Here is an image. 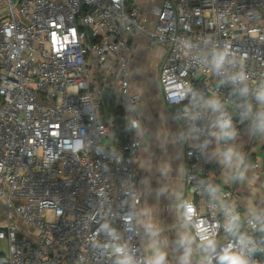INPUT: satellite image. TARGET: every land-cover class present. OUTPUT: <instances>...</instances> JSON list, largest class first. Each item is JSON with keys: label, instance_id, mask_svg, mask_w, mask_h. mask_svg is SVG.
Segmentation results:
<instances>
[{"label": "built area", "instance_id": "obj_1", "mask_svg": "<svg viewBox=\"0 0 264 264\" xmlns=\"http://www.w3.org/2000/svg\"><path fill=\"white\" fill-rule=\"evenodd\" d=\"M151 12L126 0H0V264H153L131 135L138 34L165 48L160 94L195 138L179 212L197 248L212 241L203 264H264L254 211L204 168L227 132L264 123V0H164ZM108 89L125 112L124 143L103 119ZM214 96L220 110L207 106ZM246 166L264 171V158Z\"/></svg>", "mask_w": 264, "mask_h": 264}, {"label": "crops", "instance_id": "obj_2", "mask_svg": "<svg viewBox=\"0 0 264 264\" xmlns=\"http://www.w3.org/2000/svg\"><path fill=\"white\" fill-rule=\"evenodd\" d=\"M163 2L164 0H126L128 5H136L140 14L148 20L153 18L152 9L161 6ZM133 50L134 55L129 66L131 90L134 95H139L141 99L138 108L130 110L131 135L141 142L137 167L141 171L139 163L142 162L152 138L159 140L164 150L162 154L164 157L163 161L162 159L160 161V168L157 169L167 172V177L176 179V198H179L180 203L185 194L183 188L184 153L187 147L195 143V138L174 120L160 94L158 82L160 69L166 57L165 48L151 45L147 36L138 34L135 37ZM150 90L151 93L147 97L146 92L149 93ZM219 99L218 96L211 97L207 104L208 108L220 110ZM240 101L243 102L242 99ZM144 116L146 117L145 120ZM170 128L173 134L169 133ZM173 135L176 138V146L181 150L176 174L172 172L174 163L171 161L169 152ZM223 141H226V145H219L206 152L204 168L211 173V177L220 188H232L237 191L245 210L254 211L264 239V171L254 172L246 166L247 160L255 162L262 161L264 158V123L257 126L253 119L247 120L240 136L236 137L231 132H227ZM157 173L160 175V172ZM158 178L161 180L160 176ZM141 199L143 204V187ZM4 209L5 204L0 201V216ZM138 227L141 230L139 223ZM141 232L143 231L141 230ZM142 236L144 237L143 233ZM201 257L204 263L206 256L201 255ZM1 258L0 252V262Z\"/></svg>", "mask_w": 264, "mask_h": 264}, {"label": "rangeland", "instance_id": "obj_3", "mask_svg": "<svg viewBox=\"0 0 264 264\" xmlns=\"http://www.w3.org/2000/svg\"><path fill=\"white\" fill-rule=\"evenodd\" d=\"M150 93L151 90L149 93L146 92L147 97ZM143 118L146 119L145 116ZM169 133L173 134L171 128ZM171 140L169 152L174 163L172 172L176 174L181 150L176 146L174 135ZM163 153L160 141L153 137L142 162L139 163L144 176L143 204L138 218L144 234L143 251L153 264H203L201 255H208L212 241L202 243L200 244L202 247L197 248L191 234L181 223L178 212L180 203L179 198H176L175 188L177 181L175 178L167 177L168 173L164 170L157 169L160 168L161 159L163 161ZM157 172H160V175ZM1 254L2 257L8 254V245L5 241L1 242Z\"/></svg>", "mask_w": 264, "mask_h": 264}, {"label": "trees", "instance_id": "obj_4", "mask_svg": "<svg viewBox=\"0 0 264 264\" xmlns=\"http://www.w3.org/2000/svg\"><path fill=\"white\" fill-rule=\"evenodd\" d=\"M105 117L112 124L115 138L119 143L126 142L130 137V130L125 120V112L116 103L113 90L108 89L105 93Z\"/></svg>", "mask_w": 264, "mask_h": 264}, {"label": "clouds", "instance_id": "obj_5", "mask_svg": "<svg viewBox=\"0 0 264 264\" xmlns=\"http://www.w3.org/2000/svg\"><path fill=\"white\" fill-rule=\"evenodd\" d=\"M229 264H244V262L242 260L237 262L229 261Z\"/></svg>", "mask_w": 264, "mask_h": 264}]
</instances>
